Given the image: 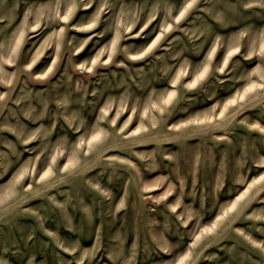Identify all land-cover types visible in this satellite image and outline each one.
I'll return each instance as SVG.
<instances>
[{
  "label": "rangeland",
  "instance_id": "obj_1",
  "mask_svg": "<svg viewBox=\"0 0 264 264\" xmlns=\"http://www.w3.org/2000/svg\"><path fill=\"white\" fill-rule=\"evenodd\" d=\"M0 264H264V0H0Z\"/></svg>",
  "mask_w": 264,
  "mask_h": 264
}]
</instances>
